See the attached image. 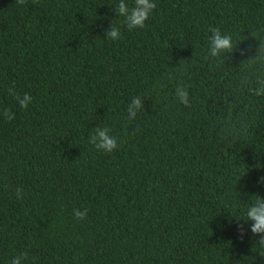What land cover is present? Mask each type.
<instances>
[{"label":"trees","instance_id":"16d2710c","mask_svg":"<svg viewBox=\"0 0 264 264\" xmlns=\"http://www.w3.org/2000/svg\"><path fill=\"white\" fill-rule=\"evenodd\" d=\"M120 2L0 0V264H264L246 219L264 199V0H154L131 31ZM210 26L230 51L210 54ZM98 127L117 150L89 142Z\"/></svg>","mask_w":264,"mask_h":264},{"label":"clouds","instance_id":"9594fccd","mask_svg":"<svg viewBox=\"0 0 264 264\" xmlns=\"http://www.w3.org/2000/svg\"><path fill=\"white\" fill-rule=\"evenodd\" d=\"M19 5H23L26 0H16ZM157 5L154 0H135V7L131 9L121 0L116 11L120 16L125 18V23L129 31L133 29H142L146 26V22L149 20L151 14L156 9ZM209 31L212 33L209 42V52L213 57L220 55L222 52L230 51L232 49V39L228 35L221 33L219 27H209ZM107 36L110 40L120 39V30L113 25L108 31ZM8 93L15 97L19 101L20 107L27 109L29 104L32 102L30 94L25 93L21 98L15 91L14 87L8 89ZM176 94L181 103L190 107L189 92L187 86H177ZM257 96L264 95V88L259 91H254ZM142 102L137 97L133 100V103L128 107L129 118H134L137 111L142 108ZM5 116L8 121L14 119V116L10 114L9 110L5 109ZM110 129L107 127L96 128L94 134L89 137V142L94 145L97 151H103L105 153H111L119 148L117 138L109 135ZM264 182V178H262ZM16 198L23 199L24 192L22 188L16 189ZM89 209L83 208L81 211L79 208L75 209V217L77 220L82 221L88 218ZM246 219L251 223V232L254 235H259L261 243H264V199L256 197L255 203L249 206L246 210ZM241 233L243 234V225H240ZM28 253H24L25 258ZM13 264H20L19 258L13 261Z\"/></svg>","mask_w":264,"mask_h":264}]
</instances>
